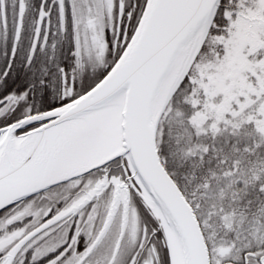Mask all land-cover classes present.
I'll list each match as a JSON object with an SVG mask.
<instances>
[{
  "label": "snow or ice",
  "instance_id": "snow-or-ice-1",
  "mask_svg": "<svg viewBox=\"0 0 264 264\" xmlns=\"http://www.w3.org/2000/svg\"><path fill=\"white\" fill-rule=\"evenodd\" d=\"M0 264H264V0H0Z\"/></svg>",
  "mask_w": 264,
  "mask_h": 264
}]
</instances>
